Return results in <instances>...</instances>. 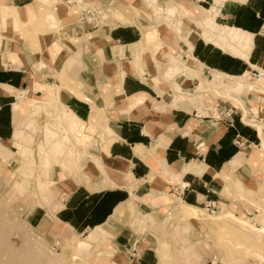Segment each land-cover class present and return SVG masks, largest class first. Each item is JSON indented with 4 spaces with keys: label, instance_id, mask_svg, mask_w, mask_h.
Wrapping results in <instances>:
<instances>
[{
    "label": "crops",
    "instance_id": "0c3cea01",
    "mask_svg": "<svg viewBox=\"0 0 264 264\" xmlns=\"http://www.w3.org/2000/svg\"><path fill=\"white\" fill-rule=\"evenodd\" d=\"M77 1L116 16L93 25L70 18L64 7L78 8L66 0H0V143L15 146L26 106L54 100L61 110L52 150L81 161V170L49 167L48 201L25 206L28 224L55 239L86 234L82 245H91L89 251L93 243L108 244L89 264H158L135 222L140 215L163 224L176 205L219 207L224 181L246 179L250 161L264 156L257 129L264 134V125L245 117L264 112V94L243 97L248 112L234 99L215 100L216 118L203 102L176 94L214 75L234 79L219 93L263 90H248L242 79L264 74V0H153L160 14H207L220 28L190 30L180 40L147 10L146 0H118L117 8L113 0ZM52 6L57 26L38 24ZM138 54L140 69L126 70ZM263 80L252 84L264 87ZM234 185L244 195L239 181ZM131 244L138 255L131 256Z\"/></svg>",
    "mask_w": 264,
    "mask_h": 264
},
{
    "label": "rangeland",
    "instance_id": "374dc122",
    "mask_svg": "<svg viewBox=\"0 0 264 264\" xmlns=\"http://www.w3.org/2000/svg\"><path fill=\"white\" fill-rule=\"evenodd\" d=\"M116 1L118 0H113V3ZM145 3L147 10L159 17L157 21H162L164 27L172 29L177 34L178 40L190 30L204 29L211 30L210 33H217L220 29L214 25L210 15L207 17L205 14L203 19H195L185 16L182 12L177 13L174 9V13L168 16L165 12L160 14L161 11L157 9L153 0H146ZM68 7L64 8L69 17L78 20V6V9ZM117 7H120V1ZM53 9L54 6L46 11L38 24L48 23L47 26L56 27L58 20ZM94 9L98 11L96 13L98 24H103L107 18L111 20V17L116 16L114 12L109 14L101 8ZM208 19L212 20V27L207 24ZM139 60L138 54L136 60L128 62L124 68L140 69ZM173 60L175 61H172L173 64L181 63L180 59ZM164 67L167 69V64ZM175 72L178 73V70ZM168 73L165 75L169 76ZM257 79H264V74L248 73L242 82L248 90L251 86L257 85L263 90L246 92L244 87H236L229 88L226 93H219L228 89V85L234 79H225L221 76L217 78L214 75L209 80L207 78L204 81L195 80L192 89L182 91L177 88L176 94L180 99L189 100L194 104L201 105L203 102L202 105L211 110L207 113L210 114L209 117L216 118L218 112L214 109V105H217L213 104L215 100L223 102L225 99H234V102L238 101L240 107L248 112V104L244 103L246 100L243 97L249 98V93H256L255 98L259 97L258 94H264V87L260 82L252 84ZM56 106L54 100L50 104H41L39 108H35L33 104L26 106L28 113L25 120L20 123L22 132L14 143L15 146L7 147L0 143V264H89L96 254L103 256L107 252L105 248L108 244L99 242L93 243L89 251L91 245H82V238H86V234L63 236L60 239L50 238L42 231L32 228L27 222L25 206L37 198L42 202L48 201L45 197L46 195L49 197V186L52 183L47 178L50 166L81 170V161L75 162L65 153L57 154L52 150L53 140L57 138L54 133L59 132L60 120L56 113L61 108ZM254 106L256 107L255 103ZM201 114H206V111H201ZM260 114L257 118L245 116L246 122L252 119L253 122L264 125V112ZM29 121L33 124L30 128L26 126ZM258 128L262 129L261 126H257ZM65 133L62 130V136L67 138ZM261 141L263 146L264 135ZM259 142L260 140L258 144ZM24 149L27 150V157L21 155ZM255 149L256 147L252 146V152ZM83 154L85 156L84 150ZM45 157L48 161H44ZM78 157L76 156L77 160H81ZM242 162H245L244 155ZM244 173L246 175L244 180L240 176H229L224 181L222 202L214 213L205 205H200L199 207L203 209L180 208L187 217H175L174 211L179 207L176 205L167 213L163 224L162 220L154 221L146 215H140V220L130 215L133 220L138 219L135 222L139 223L140 229L147 234L150 242L147 245L158 255V264H264V156L256 162L250 161V169ZM236 181L245 189L244 195L237 192L234 185Z\"/></svg>",
    "mask_w": 264,
    "mask_h": 264
},
{
    "label": "built area",
    "instance_id": "2783aa9c",
    "mask_svg": "<svg viewBox=\"0 0 264 264\" xmlns=\"http://www.w3.org/2000/svg\"><path fill=\"white\" fill-rule=\"evenodd\" d=\"M67 4L71 5V6H78L79 10H78V20L80 22H86L89 24H96V13L98 11H96L94 9V7L88 5V4H84V3H80L77 0H66ZM207 209L211 210V212H215L216 210H218V206H216L214 203H210L206 205ZM128 251L130 252L131 256L134 255H138L139 254V249H137V244H131L128 247Z\"/></svg>",
    "mask_w": 264,
    "mask_h": 264
},
{
    "label": "bare ground",
    "instance_id": "6f19581e",
    "mask_svg": "<svg viewBox=\"0 0 264 264\" xmlns=\"http://www.w3.org/2000/svg\"><path fill=\"white\" fill-rule=\"evenodd\" d=\"M255 88H260L258 85L257 86H254V87H250V91L252 90V89H255ZM258 131H259V134H260V138H262L263 139V131H262V129H260V128H258ZM263 149H264V143H263ZM181 206H182V208H184L185 207V205H182L181 204ZM188 208H190V207H188ZM191 209H193V208H191ZM194 210V209H193ZM196 210V209H195ZM193 212V211H192ZM188 214V213H187ZM195 214V213H194ZM174 216L175 217H177V216H186L185 214H184V212L180 209V208H177L175 211H174ZM189 216V215H188ZM187 217V216H186ZM185 217V218H186ZM218 217V216H217ZM195 218V217H194ZM232 218V217H231ZM235 218V217H234ZM236 219V218H235ZM223 220V219H222ZM237 220V219H236ZM239 221V220H238ZM207 225H209V224H207ZM243 225V224H242ZM245 225V224H244ZM238 226V225H237ZM240 226V225H239ZM247 229V228H246Z\"/></svg>",
    "mask_w": 264,
    "mask_h": 264
}]
</instances>
